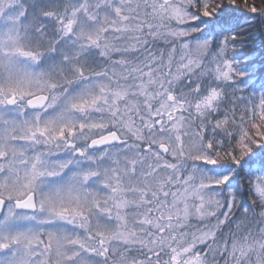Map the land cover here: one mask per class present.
<instances>
[{"label":"snow or ice","instance_id":"snow-or-ice-1","mask_svg":"<svg viewBox=\"0 0 264 264\" xmlns=\"http://www.w3.org/2000/svg\"><path fill=\"white\" fill-rule=\"evenodd\" d=\"M0 264H264V0H0Z\"/></svg>","mask_w":264,"mask_h":264}]
</instances>
